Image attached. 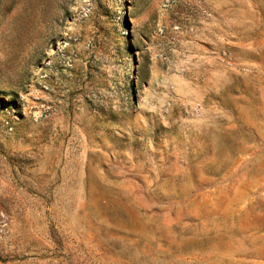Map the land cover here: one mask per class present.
<instances>
[{
    "label": "rangeland",
    "instance_id": "374dc122",
    "mask_svg": "<svg viewBox=\"0 0 264 264\" xmlns=\"http://www.w3.org/2000/svg\"><path fill=\"white\" fill-rule=\"evenodd\" d=\"M0 264H264V0H0Z\"/></svg>",
    "mask_w": 264,
    "mask_h": 264
}]
</instances>
